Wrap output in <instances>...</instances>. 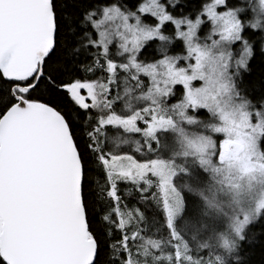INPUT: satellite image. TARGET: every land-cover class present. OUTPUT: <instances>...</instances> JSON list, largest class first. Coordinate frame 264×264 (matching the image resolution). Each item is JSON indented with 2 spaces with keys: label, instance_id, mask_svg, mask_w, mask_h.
Here are the masks:
<instances>
[{
  "label": "snow or ice",
  "instance_id": "snow-or-ice-1",
  "mask_svg": "<svg viewBox=\"0 0 264 264\" xmlns=\"http://www.w3.org/2000/svg\"><path fill=\"white\" fill-rule=\"evenodd\" d=\"M0 264H264V0H0Z\"/></svg>",
  "mask_w": 264,
  "mask_h": 264
}]
</instances>
